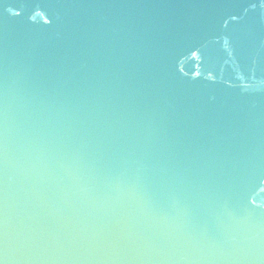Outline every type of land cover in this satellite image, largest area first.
I'll use <instances>...</instances> for the list:
<instances>
[{
    "label": "water",
    "instance_id": "95a60500",
    "mask_svg": "<svg viewBox=\"0 0 264 264\" xmlns=\"http://www.w3.org/2000/svg\"><path fill=\"white\" fill-rule=\"evenodd\" d=\"M0 264H264V0H0Z\"/></svg>",
    "mask_w": 264,
    "mask_h": 264
}]
</instances>
